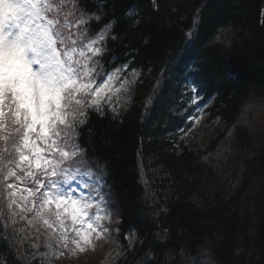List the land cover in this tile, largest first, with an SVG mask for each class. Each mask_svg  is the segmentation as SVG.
<instances>
[{
	"label": "trees",
	"instance_id": "1",
	"mask_svg": "<svg viewBox=\"0 0 264 264\" xmlns=\"http://www.w3.org/2000/svg\"><path fill=\"white\" fill-rule=\"evenodd\" d=\"M49 2L47 19L86 57L113 25L94 88L111 71L130 81L103 116L90 110L75 141L86 155L68 166L111 212L96 264H264V0ZM34 215L9 209L0 186V264H71Z\"/></svg>",
	"mask_w": 264,
	"mask_h": 264
},
{
	"label": "snow or ice",
	"instance_id": "2",
	"mask_svg": "<svg viewBox=\"0 0 264 264\" xmlns=\"http://www.w3.org/2000/svg\"><path fill=\"white\" fill-rule=\"evenodd\" d=\"M79 2L87 12L86 0ZM53 10L49 0H0V186L7 194L9 209L15 205L21 214L34 212L32 221H42L53 232L57 231L54 224L59 225L58 243L64 248L69 247L65 217L70 219L75 232V248L70 251H83L92 243V233L99 237V225L75 227L84 222L92 204L77 198L72 187L76 177L67 173L70 160L79 157L83 162L86 155L75 141L79 129L88 122L90 110L103 116L104 105L111 103L113 77L95 88L93 85L98 83L94 58H101L104 52L97 45L105 41V32L113 25H106L97 39L83 45L90 53L86 57L85 51L77 52L76 40L68 43L56 22L47 19ZM127 14L134 13L129 10ZM100 19L97 15V22ZM138 75L133 72V80ZM129 83L125 80L116 91L126 92ZM193 91L199 94L196 88ZM69 141H73L71 152L66 150ZM103 177L101 166L100 175L95 177L98 189L103 186ZM13 179H30L35 185L22 190L26 193L20 197L23 206L14 199L17 186L9 182ZM52 205L55 210H51ZM109 218L97 215L95 220Z\"/></svg>",
	"mask_w": 264,
	"mask_h": 264
},
{
	"label": "rangeland",
	"instance_id": "3",
	"mask_svg": "<svg viewBox=\"0 0 264 264\" xmlns=\"http://www.w3.org/2000/svg\"><path fill=\"white\" fill-rule=\"evenodd\" d=\"M56 22V20H54ZM57 23V22H56ZM109 76H112L113 79L110 82V95L116 94L115 97L121 93L117 92L116 89L120 88V85L124 82L122 77L116 73L115 71H111L108 73V75L105 77V80L108 79ZM104 80V81H105ZM103 83V82H102ZM190 91V95L188 97V106L192 108V113L190 115V121H191V127L192 129H197L201 124L205 117L204 115V107L199 105V97L196 94V92L193 91V88L190 87L188 89ZM113 95H111L112 97ZM71 173L72 171H68L67 174ZM76 180L72 182V187L75 189L77 198L81 199L82 202L85 203H91L92 207L88 209V215L91 216V220L88 219V215L85 216V220L83 223L77 222L75 225L76 228L86 227L87 223H92L94 226L99 225L98 231H100L99 237H97L96 233L91 234V241L92 243L90 245L85 246L83 251H80L79 249H76L75 251H70V249H74L75 245L72 244V238L75 236V232L72 231V225L70 219L65 217V224L68 225V228L65 231V235L68 238V248H62L60 252H58V255L56 258L60 261L61 259L68 258L71 264H96L97 260V252L107 244V236L108 232L110 230L111 225H106L105 222L110 221V209L109 207H106L105 204H102L101 198H99L98 194L95 192L93 193L87 186L85 185V180L82 177L75 176ZM62 179V178H61ZM13 184L17 186V196L14 199H17L21 205L24 204V201L20 199L23 195H26L25 192L22 190L25 187H35L31 183V180L21 182V181H15ZM31 206V205H29ZM51 210H55V205H52ZM97 215L100 216H108L109 219H102L100 221H96L95 217ZM39 222V221H37ZM40 225H43V223H39ZM54 227L57 229L58 236L60 235L59 225H55ZM107 229V231H104L103 229ZM49 229V228H48ZM52 230V229H50ZM53 231V230H52ZM63 246V245H62Z\"/></svg>",
	"mask_w": 264,
	"mask_h": 264
}]
</instances>
